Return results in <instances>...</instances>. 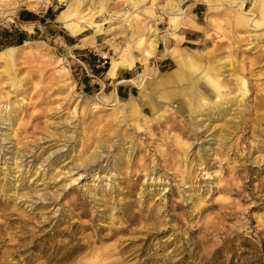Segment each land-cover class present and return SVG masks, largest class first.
Wrapping results in <instances>:
<instances>
[{
    "label": "rangeland",
    "instance_id": "rangeland-1",
    "mask_svg": "<svg viewBox=\"0 0 264 264\" xmlns=\"http://www.w3.org/2000/svg\"><path fill=\"white\" fill-rule=\"evenodd\" d=\"M66 1L0 16V50L5 29L31 42L13 75L0 68V264H264V20L253 25L259 14L249 5L247 27L235 23L237 11L186 9L193 0H183L192 25L142 17L160 32L156 56L147 69L136 62L108 79L105 70L133 28L118 20L125 32L114 34L105 31L109 17L96 16L103 31L81 47L79 38L94 29L71 35L55 19ZM173 47L209 53L206 63L227 88L219 103L194 119L178 95L163 116L139 101L144 120L118 109L114 93L137 96L140 80L158 107L162 92L185 88L184 79L150 85L153 69L173 67L166 52ZM198 86L215 100L209 86ZM92 96L97 106L81 100ZM44 150L67 158L54 172L48 160L36 171ZM13 152L16 171L4 162ZM89 154L95 159L83 176L72 182L74 172H60Z\"/></svg>",
    "mask_w": 264,
    "mask_h": 264
},
{
    "label": "bare ground",
    "instance_id": "bare-ground-1",
    "mask_svg": "<svg viewBox=\"0 0 264 264\" xmlns=\"http://www.w3.org/2000/svg\"><path fill=\"white\" fill-rule=\"evenodd\" d=\"M3 2L4 7L0 12V16H3L7 10L8 14H12L19 6L23 5L31 11L36 12L41 6H45L50 3V0H0ZM90 1V0H89ZM94 5L93 7H83L85 0H68L66 1L65 8H62L56 15V20L68 28L71 35H78L84 33L88 28H93L94 32L91 34H86L79 38L80 46L86 47L96 43L95 36L102 33L103 28L101 24L94 22V17L107 15L109 20L108 29L111 33H117L119 30L125 32L122 25L119 24V21H124L128 23L130 28L129 35H125V39L128 40V43L124 47H119L116 49V57L111 58L108 67L105 70V75L108 79H115L117 76V70L120 68H126L127 70L132 69L136 62H139L145 69H147V63L152 57L156 56V52L159 47V40L161 39L160 32L155 26L149 25L147 22L141 20V18H148L149 20L154 19L155 17H161V15H166L168 20L171 22L180 21L182 26H191L192 22L186 20V13L184 8L183 0H91ZM204 4L208 12H217V11H237L241 13L240 15L235 16V23L240 24L244 23L248 27L249 18L246 17V7L249 5L250 8L248 12L253 14V11H256L259 14V18L255 19L252 24L257 25L261 20H264V0H193L192 3L186 8H192L195 4ZM113 4V6H110ZM5 14V15H8ZM121 18V19H120ZM11 20V18H7ZM119 24V25H118ZM29 31L31 29L29 28ZM31 42L24 40L20 45H7L0 50V68L3 71H7L13 75L11 69L14 67V63L17 60V56L25 47H27ZM171 54L173 59V67L169 72L155 71V76H153L150 85L151 87H162L179 81L181 79L186 80V86L172 88L168 91L161 93L160 97L164 99V102L161 103V107H158L153 103V99L148 96L145 90V85L142 80L137 81V86L140 88V91L137 93V96H131L126 100H119L117 95L114 93V103H120L122 106L118 109H126L131 112H134L137 116L144 120L145 116L141 114V111L137 102H142L147 104L152 114L156 113L157 116H163L171 112V98L175 95H178L184 103V106L188 108L190 119H194V113L201 111L204 106H211L218 104L217 102L221 96L226 95L227 88L223 83L221 77V72L214 69L211 65L206 63L209 58V53L202 52L200 55L190 53L189 51L181 50L179 48L173 47L168 51ZM104 55V52L102 53ZM11 75V79H14ZM141 75V74H138ZM15 77V76H14ZM123 80V79H122ZM120 80V81H122ZM240 80V79H239ZM128 81L136 82L134 78L128 79ZM241 81V80H240ZM205 83L210 87L212 92L215 93L216 98L212 100L209 96L200 89L198 85ZM243 84V81L241 82ZM229 93H227L228 95ZM103 96V95H102ZM23 98V97H22ZM21 98V100H22ZM101 98V97H100ZM82 102L85 104H91L93 106L98 105V101L94 96L88 98H81ZM193 114V116L191 115ZM4 120L8 118V113L5 112ZM192 116V117H191ZM15 119V117H14ZM206 119V118H205ZM3 120V118H2ZM3 120V121H4ZM122 136H127L125 133H122ZM188 146H185L187 149ZM43 158H36L33 167L37 171L42 167V171L45 169L46 160H48L47 168L50 169V172L56 170L57 164L63 162L64 159L55 156L50 158V150H44ZM17 152H13L5 159L4 162L11 159V164L14 166V171L18 168V159L16 157ZM95 157L90 155L86 158H83L77 162L71 161L69 166L66 169L60 168L61 171H65L67 175L73 173L69 176L70 180L73 182L79 176L87 173V168H92L89 165V160ZM34 162V161H33ZM28 161L26 164H29ZM5 164V163H4ZM82 171H81V170ZM205 174V173H204ZM76 175V177L74 176ZM94 176V173L91 175ZM208 178L205 176L204 179ZM43 196V195H42ZM43 198V197H41ZM40 199V197H39ZM96 257L98 254L94 253Z\"/></svg>",
    "mask_w": 264,
    "mask_h": 264
},
{
    "label": "trees",
    "instance_id": "trees-1",
    "mask_svg": "<svg viewBox=\"0 0 264 264\" xmlns=\"http://www.w3.org/2000/svg\"><path fill=\"white\" fill-rule=\"evenodd\" d=\"M26 19H28V18H26ZM5 34L4 35V38L5 39H3V43H1L2 45H20L21 43H22V41L26 38V35L25 34H19L17 37H16V39H11V34H9V32H8V30H3V32H2V34Z\"/></svg>",
    "mask_w": 264,
    "mask_h": 264
}]
</instances>
